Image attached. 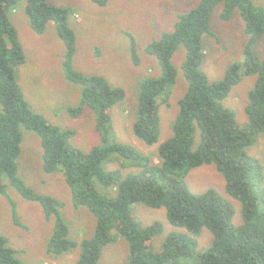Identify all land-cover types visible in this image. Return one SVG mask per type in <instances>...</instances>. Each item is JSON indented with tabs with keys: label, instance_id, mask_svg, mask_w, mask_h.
<instances>
[{
	"label": "trees",
	"instance_id": "trees-1",
	"mask_svg": "<svg viewBox=\"0 0 264 264\" xmlns=\"http://www.w3.org/2000/svg\"><path fill=\"white\" fill-rule=\"evenodd\" d=\"M18 1L0 0V194L6 195L10 184L23 198L38 203L47 220H53L47 252L58 255L78 246L77 264H99L102 249L118 233L127 242V256L120 264H264L263 165L246 150L260 133L264 134V52L259 57L253 49L264 34V6L251 0H199L178 15L171 31L146 46L160 72L138 81L132 123L137 138L148 145L158 140L159 109L168 104L176 80L171 58L180 45L184 47L180 68L187 84L177 99L171 136L157 146L155 160L133 145L110 140V109L124 100L125 92L100 75L72 68L76 38L69 25L70 9L48 0H24V12L37 34L49 21L55 24L65 45L64 75L81 87L79 102L68 111L77 116L84 108L91 109L100 144L88 151L75 147L72 128L61 129L30 107L15 76V68L25 62V55L8 18V11ZM91 1L98 5L107 2ZM220 2L223 19H230L238 9L247 39L242 60L229 64L222 78L209 80L199 69L204 55L202 36L212 34L211 16ZM132 54L136 62L133 47ZM246 75H255V79L244 106L247 122L240 124L222 100ZM22 128L40 138L43 171H60L73 207L85 206L95 217L89 237L78 243L72 240L60 213L62 203L52 195L34 192L19 178ZM108 162H119L120 167L105 169L103 165ZM204 164H214L224 178L227 194L240 202L239 223H233L232 204L215 189L199 193L189 190L186 174ZM135 203L163 207L168 222L187 233L172 231L160 248L153 250L151 240L162 232V225L158 221L138 223L131 213ZM11 204L13 221L18 224L14 202ZM203 228L211 234L210 243L199 247L197 239ZM0 264H23L17 250L1 234Z\"/></svg>",
	"mask_w": 264,
	"mask_h": 264
},
{
	"label": "rangeland",
	"instance_id": "rangeland-1",
	"mask_svg": "<svg viewBox=\"0 0 264 264\" xmlns=\"http://www.w3.org/2000/svg\"><path fill=\"white\" fill-rule=\"evenodd\" d=\"M199 0H107L98 5L91 0H48L51 4L70 9L69 25L74 30L76 50L72 57V68L84 74H97L125 92L123 101L110 109L112 117L110 140L133 145L156 160L157 146L171 136V121L177 111V99L187 87L180 64L184 58V47L180 45L171 61L176 69V80L168 104L159 109L160 134L156 143L148 145L132 132L135 119L138 81L143 76L159 74L154 56L145 51L146 46L158 39L164 32L171 31L179 14L189 10ZM255 5L264 6V0H251ZM223 4L216 5L211 16L212 34L202 36L203 60L200 71L209 80L222 78L229 64L242 60V49L247 35L238 9L230 19L221 18ZM8 18L18 32L25 62L15 68V76L23 97L30 107L61 129L75 131L72 145L88 151L100 144L91 109L84 108L72 116L68 108L77 105L80 99V85L68 80L63 71L65 45L57 34L55 24L49 21L45 30L37 34L29 25L24 12V0L8 11ZM132 47L137 61H134ZM259 57L264 52V34L254 44ZM255 75H246L232 86L222 104L235 113L238 123L247 122L244 106L247 93L252 87ZM21 151L17 159L18 176L24 185L34 192L49 194L61 203L60 213L69 228V237L77 243L89 237L95 226V217L87 207H73L71 194L60 171L45 173L42 168V146L39 136L32 131L21 129ZM198 139V137H197ZM263 165L264 186V134L246 148ZM105 169L120 167L119 162H108ZM190 191L199 193L207 188L215 189L233 206V223L240 222V202L225 191V182L214 164L194 167L185 176ZM6 195L0 194V234L8 239V245L17 250V257L23 264H77L79 247L68 252L53 255L47 252V242L53 229V220H47L41 206L21 196L15 187L8 184ZM11 201L14 202L18 224L13 221ZM133 218L141 225L158 221L162 232L151 240L153 250H158L164 237L172 231H183L171 225L165 209L150 208L135 203ZM187 233V232H186ZM211 234L203 228L198 236L199 247L210 242ZM127 256V242L116 233L115 240L102 249L99 264H120Z\"/></svg>",
	"mask_w": 264,
	"mask_h": 264
}]
</instances>
